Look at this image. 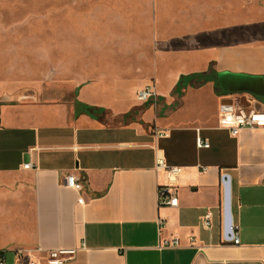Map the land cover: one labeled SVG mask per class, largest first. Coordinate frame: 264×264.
<instances>
[{
    "label": "crops",
    "instance_id": "obj_1",
    "mask_svg": "<svg viewBox=\"0 0 264 264\" xmlns=\"http://www.w3.org/2000/svg\"><path fill=\"white\" fill-rule=\"evenodd\" d=\"M203 21L193 54L177 55L165 75L96 76L75 85V96L74 87L68 97L0 104L3 264H25L18 250L47 264L46 251L57 247L77 249L64 264H264V126L231 135L217 124L222 105L258 106L264 96L223 91L217 75L216 82L210 77L175 91L181 75L208 69L254 76L264 85V0H209ZM181 49L167 48V56ZM149 79L157 101L141 108L136 91ZM197 137L208 146L197 147ZM158 156L182 167L173 207L158 203L159 187L168 184L155 169ZM66 174L82 180L81 191L64 186ZM223 174L238 244L225 234ZM171 237L179 246L157 247Z\"/></svg>",
    "mask_w": 264,
    "mask_h": 264
},
{
    "label": "rangeland",
    "instance_id": "obj_2",
    "mask_svg": "<svg viewBox=\"0 0 264 264\" xmlns=\"http://www.w3.org/2000/svg\"><path fill=\"white\" fill-rule=\"evenodd\" d=\"M208 3L0 0V96L15 91L11 95L25 94L22 99L43 94L54 100L91 77L139 81L150 73L165 75L177 55L193 54ZM178 45L182 51L168 57L166 49ZM146 85L154 90V79Z\"/></svg>",
    "mask_w": 264,
    "mask_h": 264
},
{
    "label": "built area",
    "instance_id": "obj_3",
    "mask_svg": "<svg viewBox=\"0 0 264 264\" xmlns=\"http://www.w3.org/2000/svg\"><path fill=\"white\" fill-rule=\"evenodd\" d=\"M136 98L140 102L152 100V103L156 104V94L152 85H145L143 88L136 91ZM217 124L220 128L228 130L231 135H236L238 131L244 127H259L264 126V103L258 106H244L240 103L222 105L219 113ZM160 135H164L165 132H159ZM197 147H207L208 143L202 140L200 137L195 139ZM29 163L23 164L24 168H28ZM155 169L160 170L165 174L168 184L159 187L158 189V203L161 206H176L178 203L176 195V186L173 184L175 178L180 174L182 167L168 165L162 156H158L155 161ZM64 186L71 188L75 191H81L83 188L82 180L74 174H66L63 178ZM162 223L161 219H158V224ZM211 223V213L205 212L202 216V225L207 228ZM232 243L238 244V236L234 229L231 231ZM189 244H193V236L188 238ZM179 246V239L177 237H171L168 239H159L157 243L158 248L164 247H177ZM76 248L71 247H57L51 248L46 251L47 264H64L71 261L75 254ZM26 257L25 264H38L36 260H33L29 255L23 254L21 250L16 252L17 260H21ZM4 263V255L0 253V264Z\"/></svg>",
    "mask_w": 264,
    "mask_h": 264
},
{
    "label": "water",
    "instance_id": "obj_4",
    "mask_svg": "<svg viewBox=\"0 0 264 264\" xmlns=\"http://www.w3.org/2000/svg\"><path fill=\"white\" fill-rule=\"evenodd\" d=\"M217 82L223 91H247L254 96H264V85L260 79L254 76L219 72L217 74ZM25 96V94L7 95L4 93L0 96V103L17 102ZM221 183L223 188L225 234L228 235L231 234L232 227L230 216V179L227 174L222 175Z\"/></svg>",
    "mask_w": 264,
    "mask_h": 264
},
{
    "label": "trees",
    "instance_id": "obj_5",
    "mask_svg": "<svg viewBox=\"0 0 264 264\" xmlns=\"http://www.w3.org/2000/svg\"><path fill=\"white\" fill-rule=\"evenodd\" d=\"M216 75L217 73H214L211 69H208L207 72H202V73H190V74H186V75H181L179 78H178V81L176 82L175 84V91L179 92V90L181 88H183L184 86H186L187 84H192L194 86H199L201 84H203L206 80H208L210 77L211 78H214L215 82H216ZM78 86L75 87L73 89V91L71 92L72 93V96H75V94L77 93V90H78ZM156 101H157V97H156ZM150 103V100H147L145 101L144 103H142V107L141 108H145L146 106H148V104ZM2 104V103H0ZM84 111H94V110H100V112L103 111V109H96L94 107H90V106H86L84 107ZM139 109H134V110H131V111H128L127 113H125L122 118H127L135 113L138 112ZM1 253V252H0Z\"/></svg>",
    "mask_w": 264,
    "mask_h": 264
}]
</instances>
